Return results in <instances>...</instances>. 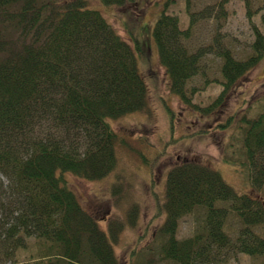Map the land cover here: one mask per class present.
Masks as SVG:
<instances>
[{"label": "trees", "instance_id": "obj_1", "mask_svg": "<svg viewBox=\"0 0 264 264\" xmlns=\"http://www.w3.org/2000/svg\"><path fill=\"white\" fill-rule=\"evenodd\" d=\"M138 1L102 0L135 9ZM165 10L151 35L170 88L184 96L186 81L198 70L199 52H188L182 42L186 31ZM254 34L253 55L246 60L223 51L226 88L264 56V34L257 28ZM142 45L133 36H120L86 0H0V249L6 257L33 237L48 242L46 252L54 249L65 264L84 258L89 264H118L112 239L81 207L64 175L99 180L116 168L117 137L109 120L147 107L139 68ZM224 97L225 89L215 104ZM244 123L240 164L252 189L262 190L264 113ZM197 207L205 209L202 228L177 239L179 220ZM162 210L166 261L211 264L214 252L231 246L264 256V235L255 231L264 226V201L237 193L206 164L185 160L167 172ZM231 212L244 224L236 245L223 230Z\"/></svg>", "mask_w": 264, "mask_h": 264}, {"label": "rangeland", "instance_id": "obj_2", "mask_svg": "<svg viewBox=\"0 0 264 264\" xmlns=\"http://www.w3.org/2000/svg\"><path fill=\"white\" fill-rule=\"evenodd\" d=\"M138 2L139 9H135L126 2L105 5L102 0H86L87 6L99 10L120 36H133L143 44L139 68L147 85V107L109 120L117 137V165L109 175L86 180L65 173L64 178L81 207L100 220L99 227L112 239L118 264H174L162 257L165 237L159 228L165 219L162 205L167 172L178 162L206 164L237 193L264 201V189H252L240 164L244 160V121L264 113V56L234 86L226 88L222 74L223 51L228 50L241 61L253 55L255 29L264 34V0ZM164 9L177 17L179 28L186 31L182 42L188 52H199L198 70L186 81L184 96L170 88L151 35ZM224 89L227 97L215 104ZM217 205L227 207L228 203ZM204 218L202 207L182 217L176 238L194 236ZM243 226L233 212L226 215L223 230L230 245H236ZM255 231L263 236L264 226L259 225ZM25 242V247L8 257L2 247L0 264H65L54 249L47 253L48 242L33 237ZM214 255L211 264H264V256L248 255L232 246ZM83 260L81 264H89L86 258Z\"/></svg>", "mask_w": 264, "mask_h": 264}]
</instances>
